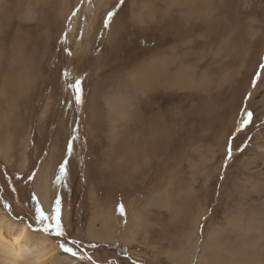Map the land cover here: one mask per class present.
Returning a JSON list of instances; mask_svg holds the SVG:
<instances>
[{"label": "rangeland", "instance_id": "obj_1", "mask_svg": "<svg viewBox=\"0 0 264 264\" xmlns=\"http://www.w3.org/2000/svg\"><path fill=\"white\" fill-rule=\"evenodd\" d=\"M209 1L4 0L16 3L10 15L20 21L22 66L32 50L30 81L11 102L0 93V114L10 123L2 121L0 146L11 153L7 163L0 152V210L9 220L43 232L87 264H175L179 252L195 264L209 232L232 249L245 237L264 246V0ZM215 2L207 21L180 18L185 4L195 3L198 16ZM156 57L166 60L157 75L165 70L169 79L140 89L145 64ZM111 99L128 103L121 121L111 116ZM160 121L172 130L151 138ZM142 126L146 163L137 153L135 170L119 184L100 157L118 145L133 147ZM47 169L46 211L32 182ZM57 198L63 235L43 230L55 224ZM38 207L48 220L38 219ZM101 219L110 238H98Z\"/></svg>", "mask_w": 264, "mask_h": 264}, {"label": "bare ground", "instance_id": "obj_2", "mask_svg": "<svg viewBox=\"0 0 264 264\" xmlns=\"http://www.w3.org/2000/svg\"><path fill=\"white\" fill-rule=\"evenodd\" d=\"M210 1L212 3L213 0H210ZM14 5L16 6V3ZM14 5L8 7L7 3H5L4 0H0V83H1L0 84V88H1L0 93L1 92L4 93L6 100L8 98H10V102L12 101L10 96H12L15 93L13 91H16V89L18 90L19 88H21L22 87L21 84L24 86V84L28 83V80L30 81L29 69L31 67L30 57L32 55V50H31L29 53V56L27 57L26 61L24 62V66H22V61H21V58H22V55H21L22 36L20 34V30H18V26H19L18 23L20 21H19V19H16V18H18L17 14L14 15V19H11V15H10L13 12V11L10 12V10L15 9ZM208 5H210V3H208ZM212 6L207 8V10L203 14L198 15V16H196V15L194 16L196 4L194 3V6L192 4L191 5L185 4V8L182 10L183 15H181L180 18H181V20H185V21H188V20L193 21L194 19H192V18H197L199 20H206L207 21V19L211 15V13H213V14L216 13V9L214 8L216 6V2ZM14 11H16V10H14ZM141 13L139 15V21H144V15H142ZM83 24H84V22H83ZM172 51H174L173 48H172L171 52ZM157 58L160 59V63H157V62H159V61H156ZM165 62H166L165 58L156 57L154 62L151 60L148 64H145V67H144V65L142 66V67H144V80L140 84V85H143L142 87H140V89H150L151 91H153L154 89H156L160 85V81H158L160 78H161V80L164 79V77H165V79L166 78L169 79V75L166 74L165 70H162V73H161V76H164V77H159L157 75V74H160V72H158L159 71L158 66L160 64H165ZM178 63H180L179 56H175L174 59L171 60V64H172V67H173V65L176 67L177 72H179L177 74L179 75L180 69L177 67ZM162 68H163V66H162ZM182 74H184V76H183V78L185 77L184 79H186L188 77L187 70L182 71ZM136 87H138V85ZM7 90H9L10 93H12V94H10ZM146 91H148V90H146ZM2 96H3V94H2ZM121 96H123V95H121V93H118V97L121 98ZM107 105L109 107V110L111 111V116L114 119L116 117H118L121 121V119L125 117L124 113L128 107V103L126 101L118 100V99H116V101H114L113 99H111V100L107 101ZM2 110L0 111V113L2 112ZM114 116H116V117H114ZM3 120H7V119L4 117V114H0V128L4 126V124L2 122ZM95 120H96V117L93 114L92 115V123H94ZM116 120H117V118H116ZM161 121L158 124H152L151 125L150 133L149 134L147 133L151 138L153 136H157L159 134H160V136L162 135L163 138H165L168 135V131L172 128V124H167L164 122H163V124H161ZM7 122H8V124H10L9 120H7ZM12 125H13V123H12ZM142 131H143V133L146 131L145 127H143V126H142V130L139 131L140 139H137L134 142L133 147H131V145H132L131 142L130 143L128 142L129 144L125 143L122 145H118V149L119 150L121 149L120 152L118 151V149L116 147H114V148L108 149L107 151L103 152V155H102L103 158L100 157L101 158L100 160L103 159L104 162L106 161L105 162L106 164L108 163V165H111L113 167V170L110 172L109 177L114 179L119 184L123 185L124 183H126L127 180H129V178H130L129 177L130 173H128V172H131L132 169L135 170L136 161H137V153H138V156H140V164L146 163V160H147L146 151L142 150L143 147L142 148L139 147L142 145L145 146L146 142H147V141L145 142L144 138L141 136ZM3 147H6V146L1 145L0 146V152H1L2 156H4L5 161L7 163H9L8 159L10 158L11 153H10V151H8V149L3 148ZM138 148H141V149H138ZM143 149H145V148H143ZM117 158H118V160H117ZM53 162L54 161H51L50 163H53ZM49 165L51 166V164H49ZM101 166L103 168L104 164L101 163ZM123 174H126V178L122 177ZM49 176H50V171H49V169H47V170H45L44 174L41 173L32 182L33 190H34L35 194L37 195L38 200L41 201V206L46 211L49 210V208H50L49 206L51 204V197H52V195H50V188H49V186H50L49 178L50 177ZM126 209H127V207H126ZM127 211H128V209H127ZM110 213L112 214L111 210H110ZM107 216H109V215H107ZM0 217L7 218V220L9 222L16 224L13 221H11V219L9 220V218L6 215H4V213L1 210H0ZM62 220L64 223L69 222V219H67L66 209L63 211ZM108 220L110 221V219H108ZM103 221H104V219H103ZM105 223H103L102 219H101L96 224L98 229H99V227H102V224L104 225L101 228V229H103V230H101L102 232L97 233V234H99L98 238L100 240L105 239V238H110V236L113 234L110 231V229L105 230L106 224H107V223L106 224ZM18 225L23 226L25 224L20 223ZM92 225H93V223H92ZM94 226H95V224H94ZM120 231H122V230H120ZM206 234H207V232H206ZM19 235H20V228L18 226L17 227H8L4 230H0V240L7 239L9 241H12L14 238H16ZM243 237H245V236H243ZM163 238L166 239V237H164V235H163ZM189 238H190L189 235L186 233L182 237H180V241L186 242ZM43 239L53 243V246L50 248V258H49L48 264H87L86 262H83L82 260L78 261L77 259L71 257L70 255L60 251L59 248L57 247V245L53 242V240L48 238L41 231L28 229L24 233V235L22 236V238L19 240L18 243H19L20 247H29L30 248V247L39 246L43 242ZM197 241H196V243H192V242L190 243V249L193 252L196 248ZM233 244L234 243L227 241V240H226V243H223L221 237L217 234V232L216 233L209 232L207 235H205L204 239H202L198 243L199 254L196 256L195 253H193L194 258H196L195 264H264V246L259 244L258 238L253 239V240L251 238H248V237L242 238L239 241V246L236 249L231 248L233 246ZM175 255H176V258L174 259L175 264H191V262L193 261V260L191 261L192 255H189V253H187V252H179ZM0 264H9V259L7 257H4L2 254H0Z\"/></svg>", "mask_w": 264, "mask_h": 264}, {"label": "clouds", "instance_id": "obj_3", "mask_svg": "<svg viewBox=\"0 0 264 264\" xmlns=\"http://www.w3.org/2000/svg\"><path fill=\"white\" fill-rule=\"evenodd\" d=\"M17 226L20 228L19 236L12 241L7 239L0 240V254L9 259V264H48L50 248L53 246L52 242L43 239L39 246L20 247L18 242L24 233L30 229V226L13 224L7 218L0 217V230Z\"/></svg>", "mask_w": 264, "mask_h": 264}, {"label": "snow or ice", "instance_id": "obj_4", "mask_svg": "<svg viewBox=\"0 0 264 264\" xmlns=\"http://www.w3.org/2000/svg\"><path fill=\"white\" fill-rule=\"evenodd\" d=\"M112 15H113L112 12H109V13H108V17H109V18H110ZM105 26H106V27L108 26V20H107V19L105 20ZM73 87H74V89L76 90L75 100H76V102L79 104V103H81V101H82V89L80 88V81L77 80V81H76V84H75ZM251 115H252L251 113L248 114V119H246V120L244 121L245 124H247V123L250 122ZM70 148H71V145H69V150H70ZM229 155H231L230 152H229ZM66 163H67V162H65V164H66ZM65 164H61V166H60V172H61V173H66V167H65ZM118 210H120L121 212H123V206H122V205L119 206V209H118ZM36 211H37V214H38V219H39L40 221H46V220L49 219V217L46 216V215L44 214V212H43L39 207L37 208ZM51 219H52L53 221H55L54 226H53V225H49V224H44V225H43V230H44L45 232H47V231H49L50 228H52V230H53L57 235H63V232H62V230H61V222H60V200H59V198H57L56 201H55L54 215L51 217ZM66 251L71 252L72 249L69 248V249H66ZM73 255H75V253H73Z\"/></svg>", "mask_w": 264, "mask_h": 264}]
</instances>
